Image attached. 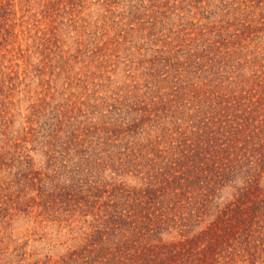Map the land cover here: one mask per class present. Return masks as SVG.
Returning <instances> with one entry per match:
<instances>
[{
  "label": "trees",
  "instance_id": "16d2710c",
  "mask_svg": "<svg viewBox=\"0 0 264 264\" xmlns=\"http://www.w3.org/2000/svg\"><path fill=\"white\" fill-rule=\"evenodd\" d=\"M36 1L72 3L0 0V45ZM254 7L257 19L221 8L168 42L113 120L73 130L44 170L25 161L22 187L66 235L41 264H264V2Z\"/></svg>",
  "mask_w": 264,
  "mask_h": 264
},
{
  "label": "rangeland",
  "instance_id": "374dc122",
  "mask_svg": "<svg viewBox=\"0 0 264 264\" xmlns=\"http://www.w3.org/2000/svg\"><path fill=\"white\" fill-rule=\"evenodd\" d=\"M256 1L34 3L16 37L0 45V264H41L65 247V230L42 213L36 190L22 187L25 161L44 170L46 152H59L73 130L113 120L123 98L144 94L168 42L198 36L221 8L236 20L257 19Z\"/></svg>",
  "mask_w": 264,
  "mask_h": 264
}]
</instances>
